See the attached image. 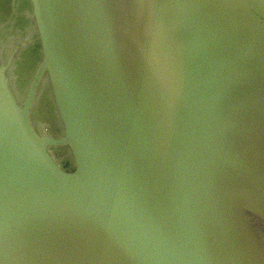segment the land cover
<instances>
[{"label":"water","instance_id":"95a60500","mask_svg":"<svg viewBox=\"0 0 264 264\" xmlns=\"http://www.w3.org/2000/svg\"><path fill=\"white\" fill-rule=\"evenodd\" d=\"M30 2L22 104L0 71V264H264V0Z\"/></svg>","mask_w":264,"mask_h":264},{"label":"rangeland","instance_id":"374dc122","mask_svg":"<svg viewBox=\"0 0 264 264\" xmlns=\"http://www.w3.org/2000/svg\"><path fill=\"white\" fill-rule=\"evenodd\" d=\"M31 14L30 0H0V71L19 104L26 100L30 83L45 62V52ZM39 84L31 109L32 118L41 135L62 139L65 129L45 73ZM52 154L65 172L76 174V163L67 149H55Z\"/></svg>","mask_w":264,"mask_h":264}]
</instances>
